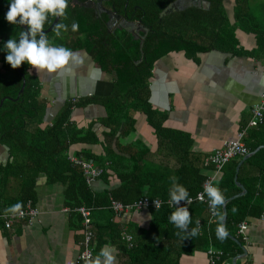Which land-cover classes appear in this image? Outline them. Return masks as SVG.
I'll return each mask as SVG.
<instances>
[{
	"label": "trees",
	"instance_id": "trees-1",
	"mask_svg": "<svg viewBox=\"0 0 264 264\" xmlns=\"http://www.w3.org/2000/svg\"><path fill=\"white\" fill-rule=\"evenodd\" d=\"M77 1L85 3L87 0ZM174 1L128 0L129 4L125 7V0H115L117 13L126 12L131 18L140 21L142 30L136 37L124 29L109 32L106 15L100 16L95 9L73 5L69 0L67 19L60 17L58 20L68 25L67 32H62L63 39H60L55 37L52 29L48 37L72 52L83 51L93 66L113 77V90L107 97L93 96L75 104H65L50 126L39 128L34 133H30L26 126L44 108V103L38 99L39 81L29 75L28 70L32 66L22 63L19 71L24 77L25 87L15 100L22 86V78L17 69L5 61L7 53L0 51L4 70L10 75V79L0 84V101L7 97L12 99L4 100L0 107V142L11 151V161L0 170V185L3 177L19 181L18 193L7 203L9 209L17 203L23 209L27 201L34 205L36 179L43 174L47 183L60 182L67 186L65 205L76 214L80 225L81 217L76 209L82 206L92 209V228L97 230L95 232L98 235L95 234L94 240L103 237L100 231L105 229L112 233V241L119 242L120 231L114 228L109 219L103 225L94 222V219L97 221L94 214L108 210L111 199L124 205L142 197L166 201L171 199L169 190L173 183L185 187L188 196H194L202 189L206 178L204 171L207 170L205 157L191 151L190 136L163 127L164 118H159V114L149 105V82L154 64L169 53L183 52L194 62L199 53L212 50L233 54L237 43L235 32L238 29L254 34L259 45L264 46V28L260 27L261 24L253 16L249 0H234L232 24L224 9L225 0H198V3L192 2L176 12L162 16V12ZM8 2L0 0V46L10 37L18 39V33L22 30L21 25H13L5 20ZM51 19L53 22L54 18ZM73 22L79 25L75 32L71 29ZM89 105L102 106L105 116L92 121L86 128H77L70 122L72 109ZM136 112L146 116L148 125L155 132L159 148L163 147V151H166L161 156L160 150V156L169 157L178 163L179 166L174 170L151 161L148 151L140 145L129 144L123 147L119 144V139L129 136L135 130ZM96 124L104 129L100 134L103 139L100 141L103 150L101 155L94 156L90 151L73 155L84 157L95 165L105 166L101 180L108 177L118 180L117 188H108L101 195L91 192L81 169L73 166L66 157V153L76 144H98L99 139L94 131ZM263 124L264 115L260 125ZM257 155L258 152L239 169V183H242L244 168L249 166L253 172L257 168L262 170V166L255 162ZM237 163V160L231 161L221 171L216 184L224 201L240 193L234 182ZM243 187L246 194L226 205L225 228L239 244L227 237L223 240L217 237L216 229L221 221L216 216L211 217L205 204L195 202L191 205L189 221L183 228L175 227V222L169 221L174 210L165 206L159 210H149L152 218L149 227L133 232L131 247L122 246V264H180V258L186 251L190 255L195 252L206 253L209 247L222 252L215 264H223L240 255L244 240L237 234L238 223L248 217L258 218L263 212L259 199L261 194L255 182L252 186L243 184ZM221 206L216 205L215 209L218 208L222 213ZM193 208L204 210V217H197ZM193 230H196L195 235ZM178 232L181 235H177ZM94 240L92 249L95 258Z\"/></svg>",
	"mask_w": 264,
	"mask_h": 264
},
{
	"label": "crops",
	"instance_id": "crops-1",
	"mask_svg": "<svg viewBox=\"0 0 264 264\" xmlns=\"http://www.w3.org/2000/svg\"><path fill=\"white\" fill-rule=\"evenodd\" d=\"M249 6L255 19L261 24L260 27L264 28V0H249ZM224 9L232 24L234 0H225ZM235 37L237 43L233 54L212 50L199 53L194 62L183 52H178L169 53L158 60L149 82V105L159 114V118H164L163 127L190 136V149L194 154L205 157V179L213 177L215 186L221 172L217 173L206 164L207 156L214 149L236 139L244 131L242 143L249 153L258 150L255 162L262 166V170L257 168L253 172L249 166L244 168L240 184L252 186L255 182L261 194L259 199L263 212L258 218L248 217L245 220L247 229L243 248L246 254L236 264H264V124L248 126L252 109L264 97V46L259 45L252 33L238 29ZM74 53L78 62L70 60L57 72H38L34 67L28 70L29 75L39 81L38 99L44 103L38 117L26 126L30 133L50 126L67 103L75 104L93 96L107 97L112 93L113 77L93 66L91 59L83 51ZM8 79L10 75L4 70L0 55V84ZM104 116L102 106L89 105L85 108H73L70 122L77 128H86L89 123ZM134 118L135 130L129 136L119 139V144L123 147L129 144L140 145L148 151L151 161L174 170L178 163L169 157H161L166 151H163V147L159 148L155 132L148 125L146 116L142 112H136ZM103 130L96 124L94 131L99 139L98 144H76L66 153L67 159L69 156L77 157L73 154L81 151H90L94 156L101 155L103 150L100 141L103 139L100 134ZM10 155L9 147L0 142V170L11 161ZM241 159L233 160L239 162ZM1 182L0 215L8 212V201L19 191L18 180H6L3 177ZM118 184L114 177L102 180L99 178L91 184L90 189L94 195H101L108 188H117ZM66 187L60 182L47 183L45 175L40 174L34 188V207L39 213L34 222H16L11 230H5L0 219V264H67L69 261L71 264H79L77 258L82 227L76 214L65 205ZM198 209L193 208L197 217H204V210ZM149 210L151 209L126 212L119 217H114L109 209L98 215L95 213V224H106L109 219L114 228L120 231L118 242L111 240L112 233L109 230L101 229L103 237L94 240L95 257L102 248L108 247L114 257L113 264H122L121 249L127 245L123 236H132L139 228L147 229L152 219ZM235 257L223 264H233ZM103 260L101 257L100 264H103ZM180 264H208V256L205 252L190 255L186 251L180 258Z\"/></svg>",
	"mask_w": 264,
	"mask_h": 264
},
{
	"label": "clouds",
	"instance_id": "clouds-1",
	"mask_svg": "<svg viewBox=\"0 0 264 264\" xmlns=\"http://www.w3.org/2000/svg\"><path fill=\"white\" fill-rule=\"evenodd\" d=\"M69 0H9L8 10L5 13V20L13 25H27V28H22L18 33V39L10 37L0 46V51L7 53L5 61L13 68L21 66L22 63L34 67L36 71L46 70L48 73L57 72L63 68L70 60L78 62L77 55L69 48L63 45H57L50 40L45 28L52 24V19L62 17L67 19L66 9L68 8ZM19 17V19H17ZM47 21V24H46ZM79 25L76 22L71 24V29L75 32ZM68 25L63 22L55 23L53 32L55 37L63 39L62 32H67ZM204 192L209 198V203L212 206L223 205L224 196L217 186L211 183H206ZM170 204L178 203L186 197L191 203V197L185 187L180 184L173 183L169 190ZM198 199H203L202 194H198ZM21 208L20 203L13 205L9 210L12 212ZM23 215V213H21ZM219 221L223 220V214L217 208L214 214ZM169 221L175 222V227L183 228L189 221V211L186 207H181L172 212L169 216ZM199 221H197L198 224ZM196 230H193V235ZM217 237L223 240L227 237V230L223 223L218 224L216 229ZM177 235H181L180 232ZM101 257L104 258L103 264H113L114 257L108 247L100 250L99 255L94 259H85V264H100ZM83 258V257H82ZM71 264V262H67Z\"/></svg>",
	"mask_w": 264,
	"mask_h": 264
},
{
	"label": "built area",
	"instance_id": "built-area-1",
	"mask_svg": "<svg viewBox=\"0 0 264 264\" xmlns=\"http://www.w3.org/2000/svg\"><path fill=\"white\" fill-rule=\"evenodd\" d=\"M75 100L72 102L74 103ZM264 115V97L260 104L255 105L252 109V118L249 121V127H257L261 124ZM244 137V131L239 133L236 139L227 141L223 143L220 148L214 149L206 158V164L211 166L217 173L221 172L223 168L235 158L245 157L249 151L246 146L242 143ZM69 162L81 169L82 175L85 179V183L88 187L91 186L93 182L99 179L105 173V166L95 165L92 161L87 160L83 157H68ZM211 183L214 184V178L208 177L205 179L202 189L191 197V203H189L188 198L181 199L178 203L172 202L170 204V199L162 201L159 199H150L148 197H142L139 200L131 204H122L119 201L111 199L109 202L108 209L111 211L114 217H119L123 213L131 211H139L143 209L159 210L162 207H168L174 211L181 207H186L187 210H190V207L193 203L199 202L206 205L209 210L211 217H215V206L210 205L209 198L204 192L205 184ZM198 194L203 195V199H198ZM76 212L80 214L81 217V226H82V238L80 242V252L78 254V263L85 264V259L92 260L94 259L92 243L95 238V232L92 228V209L89 207H79L76 209ZM23 213V215H21ZM38 210L34 207L31 201H27L23 209L17 210L15 212H6L0 215V219L3 223V228L5 230H11L14 223L22 222L25 224H31L38 216ZM247 229V224L245 221L238 223L237 225V234L242 236L243 240L245 230ZM123 239L128 247H131L133 238L131 235L124 234ZM208 256V264H215V262L222 256L220 250H216L212 247H209L206 251ZM83 257V258H82Z\"/></svg>",
	"mask_w": 264,
	"mask_h": 264
},
{
	"label": "water",
	"instance_id": "water-1",
	"mask_svg": "<svg viewBox=\"0 0 264 264\" xmlns=\"http://www.w3.org/2000/svg\"><path fill=\"white\" fill-rule=\"evenodd\" d=\"M71 1H72V4H73V5H78V6H81V7H91V8H93V9H95V10H101V11L105 12V13L109 16V20H108V22L106 23V26H107V28H108L109 30L113 28L112 18L115 17L117 20L120 19V17L114 15L113 12L108 11V10H106L105 8H103L102 5H101V3H100L99 1H98L97 4H95V3L92 2V1H88V2H86V3H79L77 0H71ZM193 1H195V2H193V3H198V0H193ZM178 5H179V2H175V3H173V4H170V5H169V6H168V7L162 12L161 15H162V16H165V15H168V14H170V13H172V12H176V11H177L178 9H180V8H183V7L178 8V7H177ZM59 18H60V17H55V18H54V20H53L51 26H50L48 29L45 30L47 34H49V33L52 31V29H53L55 23L58 22ZM135 25H136V27H137L138 29H141V24H140V23H137V24H135ZM22 28H25V29H26V28H27V25L22 26ZM124 29L126 30V28H124ZM16 69H17V71L20 73V71H19V67H17ZM20 75H21V78H22V86H21V89H20V91H19L18 97H17L15 100H17V99L19 98V96L23 93V90H24V87H25L24 77H23V75H22L21 73H20ZM4 100H8V101H10V100H12V99H11V98H8V97L2 99V100L0 101V107L2 106ZM256 152H258V150H255V151H253V152L248 153L245 157H243V158L238 162V164H237V166H236V168H235L234 182H235L236 187L239 188L240 193H238V194H236V195H234V196H231L230 198L226 199V200L224 201V204L221 206V210H222V214H223V220L221 221V223H223L224 226H225V222H226V218H227L226 205H227L229 202L233 201L234 199H237V198L243 197V196L246 194V190H245V188H244V187H243V186L237 181V177H238L239 169H240L241 165H242L246 160H248L249 158H251L252 156H254V155L256 154ZM227 238H229L230 240H232V241L236 242L237 244H239L238 241H237L235 238H233L232 236H230L229 234H227ZM242 252H243V253H242L241 255H238V256H236V257L233 259V264H236V261H237L238 259L242 258V256H244V255L246 254V251L244 250V248H242Z\"/></svg>",
	"mask_w": 264,
	"mask_h": 264
},
{
	"label": "flooded vegetation",
	"instance_id": "flooded-vegetation-1",
	"mask_svg": "<svg viewBox=\"0 0 264 264\" xmlns=\"http://www.w3.org/2000/svg\"><path fill=\"white\" fill-rule=\"evenodd\" d=\"M88 1H92L95 4H97L99 1L103 8H105L108 11L113 12L114 15L120 17V19H118V20L115 17L112 18L113 28L110 30L107 28L109 32L114 31L115 29L126 28V30L124 29L125 31H128L129 33H131L132 35L137 37L138 34L140 33V31L142 30V29H138L135 25V24L139 23L140 21H138L134 18H131V16L126 12L123 14H119L116 12L115 0H87L86 2H88ZM175 2H179V5L177 7L180 8V7L186 6L187 4H190V3L195 2V1H193V0H175L171 4H173ZM128 4H129L128 0H125V7H127ZM96 13L99 14L100 16L106 15L107 16V22H108L109 16L105 12H103L101 10H96Z\"/></svg>",
	"mask_w": 264,
	"mask_h": 264
}]
</instances>
